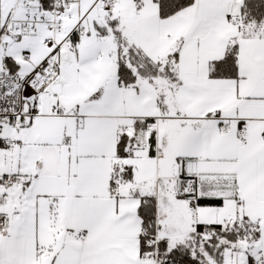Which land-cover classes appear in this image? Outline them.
Listing matches in <instances>:
<instances>
[{
	"label": "crops",
	"instance_id": "crops-1",
	"mask_svg": "<svg viewBox=\"0 0 264 264\" xmlns=\"http://www.w3.org/2000/svg\"><path fill=\"white\" fill-rule=\"evenodd\" d=\"M96 1L74 0L83 31L72 33L68 22L62 34L71 35L74 64L62 72L67 89L56 93L62 112L21 129L16 149H2V174L24 185L6 193L11 224L0 237V264H154L141 258L147 203L171 249L192 248L201 229L233 227L229 219L255 222L254 236L248 230L229 245L220 263L264 261V24L244 21L249 0H193L166 17L162 0H139L140 11L136 0H118L109 31ZM0 12L4 25L16 14L15 1L0 0ZM45 38L10 47L22 75L48 55ZM233 47L236 75L211 77V65ZM115 53L125 62L142 58L157 74H141L142 61L126 62L137 80L125 85ZM224 123L232 126L228 135ZM242 127L247 145L237 138ZM114 176L121 197L109 194ZM192 177L202 186L196 220L184 193ZM80 231L85 245L72 239Z\"/></svg>",
	"mask_w": 264,
	"mask_h": 264
},
{
	"label": "built area",
	"instance_id": "built-area-1",
	"mask_svg": "<svg viewBox=\"0 0 264 264\" xmlns=\"http://www.w3.org/2000/svg\"><path fill=\"white\" fill-rule=\"evenodd\" d=\"M96 5L107 16L112 17L118 5V0H97ZM50 9H42L36 1L18 0L17 7L22 10L20 18L11 17L6 24L2 26L3 34L0 39V161L2 148L14 150L19 146V139L2 138L3 130L6 127L20 131L27 125L37 121L39 118L54 112H62L60 107L53 105L52 96L62 90L67 89L63 75L62 63L66 67H73L74 64L68 55L64 52L71 47V35L59 39L66 28L65 17L68 22H74L72 33H81L83 31V19H77L73 14L74 0H49ZM16 7V8H17ZM135 9L140 11L141 2L135 1ZM240 20L236 19L235 23ZM46 27L48 37L44 40V45L48 50L46 58L34 69L22 75L20 72L10 73L4 66V55L2 49L11 47L19 38L37 36L41 29ZM48 105H47V102ZM232 130L230 123H224L221 126V133L228 135ZM237 138L241 145H247V132L245 128L237 131ZM17 135V134H16ZM264 139V136H263ZM21 180L11 176H4L1 171L0 162V237L5 234L11 224V213L6 209V193L14 189L23 187ZM184 193L188 198L186 209L192 220L198 217L197 200L202 195V186L199 179L192 177L185 181ZM109 194L112 197H121L124 195V187L120 183V177L114 176L110 182ZM234 219H229L226 225H235ZM212 229V228H211ZM210 228L205 229L207 235L211 234ZM249 232L253 237L258 230V224L250 223ZM87 232L80 231L72 236L75 243L85 245L87 243ZM140 237L145 238L146 249L142 253L143 261H153L159 263V243L160 236L154 227V233H151L147 227H140ZM237 239V241H239ZM254 264H264V261H258Z\"/></svg>",
	"mask_w": 264,
	"mask_h": 264
},
{
	"label": "trees",
	"instance_id": "trees-1",
	"mask_svg": "<svg viewBox=\"0 0 264 264\" xmlns=\"http://www.w3.org/2000/svg\"><path fill=\"white\" fill-rule=\"evenodd\" d=\"M39 3L42 9H50L49 0H33ZM193 4V0H162L160 3V11L163 17L172 16L182 10L183 8ZM243 18L247 23L264 24V1L263 0H249L246 1L242 6ZM101 22L106 31L112 30L116 27L115 23L110 21L104 13L101 12ZM0 27V39L3 31ZM18 40H21L19 38ZM72 41V40H71ZM122 53V52H121ZM121 53H116L121 54ZM131 54V53H130ZM119 57V55H118ZM145 61V60H144ZM147 62V61H145ZM4 66L10 73H17L19 65L16 64L11 58L6 57L4 59ZM132 66V64L130 65ZM146 66V65H145ZM152 66V65H150ZM142 68H144L142 66ZM144 73L141 74H157V69L152 66H146ZM117 76L119 80L125 85L135 84L137 77L133 73V69L126 64L124 58H120L117 63ZM237 70V49L236 47L231 48L226 58L218 63L211 65V77L213 78H230L233 77ZM143 71V70H142ZM154 211L155 208L151 203L144 204L141 208V216L143 219V225L149 229L151 233H154ZM248 226H236L227 228L224 231L221 227H213L211 234L207 235L205 229L199 230L197 238L201 239L206 243V238L212 237V243L219 244L222 253L229 248V245L234 243L239 238H244L248 235ZM145 238L141 237L142 253L146 249ZM141 253V256H142ZM192 251L190 248H183L181 246L171 249L168 242L160 240L159 243V263L160 264H203L197 259H193ZM221 264V263H220Z\"/></svg>",
	"mask_w": 264,
	"mask_h": 264
},
{
	"label": "rangeland",
	"instance_id": "rangeland-1",
	"mask_svg": "<svg viewBox=\"0 0 264 264\" xmlns=\"http://www.w3.org/2000/svg\"><path fill=\"white\" fill-rule=\"evenodd\" d=\"M15 1V8L17 7V3H18V0H14ZM4 15L5 14H1L0 12V27L2 29V21H4ZM22 16V10L17 7L16 8V14L14 15L15 18H20ZM9 19H11V15L8 16L7 20L8 21ZM65 22H66V26H67V23H68V20H67V17H65ZM7 23V22H6ZM5 23V24H6ZM3 31V29L1 30ZM48 33H47V28L44 27L41 29V32L36 36L38 39H43L45 38L46 36L48 37ZM60 38H62V35L60 36ZM19 43L20 41L17 40ZM124 49H125V45H123ZM118 49V47H117ZM70 49L69 50H66L64 52L65 55H68L70 56ZM2 52L4 55L8 56L9 53H11L12 55L15 54V51H11L10 47H4L2 49ZM72 54H74V51H72ZM130 54V53H129ZM116 53L114 54V58H116ZM131 55H129V57L127 58L126 62L131 64V63H135V64H139V62H141L142 66L145 68V64H144V61L141 59H136L135 57L133 59H131ZM115 61V59H114ZM66 66L64 65V63H62V72L64 73L65 70H66ZM162 69V68H161ZM135 70H133V73L135 74L134 72ZM143 71H146V69H143ZM161 73H165L164 75H167L168 74V69H164V70H161ZM47 102V105H48V100L46 101ZM51 102L53 105H58V100H57V95H54L52 96V99H51ZM18 135V131H15V129H11L10 127H6L4 130H3V133H2V138L3 139H7V138H14V137H17ZM4 149V148H2ZM6 150H8L6 148ZM5 151L2 152V168H3V153ZM212 237H208L206 238L205 241H207L206 243H204V241H202L201 239L199 238H195V243H194V246L191 249L192 251V257L193 259H197L199 260L201 263L203 264H220V258H221V250H220V246L219 244H215V243H212L211 241ZM172 244H174V241L172 239L171 241ZM183 248H187V247H183ZM189 248V247H188Z\"/></svg>",
	"mask_w": 264,
	"mask_h": 264
}]
</instances>
